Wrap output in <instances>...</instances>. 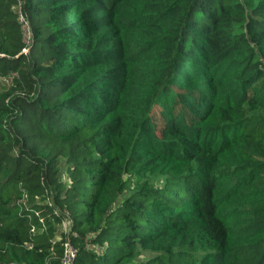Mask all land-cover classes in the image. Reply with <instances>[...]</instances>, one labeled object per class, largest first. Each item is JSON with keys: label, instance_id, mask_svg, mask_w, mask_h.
Here are the masks:
<instances>
[{"label": "trees", "instance_id": "1", "mask_svg": "<svg viewBox=\"0 0 264 264\" xmlns=\"http://www.w3.org/2000/svg\"><path fill=\"white\" fill-rule=\"evenodd\" d=\"M11 73L0 264H264V0H0Z\"/></svg>", "mask_w": 264, "mask_h": 264}, {"label": "built area", "instance_id": "2", "mask_svg": "<svg viewBox=\"0 0 264 264\" xmlns=\"http://www.w3.org/2000/svg\"><path fill=\"white\" fill-rule=\"evenodd\" d=\"M18 21L21 24L22 29L26 33L28 37V43L30 42V31H29V25L23 14L19 12V18ZM25 49V48H24ZM15 76V73H11L8 76H0V81H3L5 83L10 82L13 77ZM71 219L69 218L68 214L66 213L64 218H62L60 222V231L59 236L57 237V240L61 241L62 244V253L60 256V263L61 264H75V259L77 256V247L70 239V235L74 232L70 229Z\"/></svg>", "mask_w": 264, "mask_h": 264}, {"label": "rangeland", "instance_id": "3", "mask_svg": "<svg viewBox=\"0 0 264 264\" xmlns=\"http://www.w3.org/2000/svg\"><path fill=\"white\" fill-rule=\"evenodd\" d=\"M12 9H14L15 12H16V10H17V12L19 11V9H17V6L12 7ZM20 12H21V10H20ZM14 18H15V21H16V25H14V27H16L17 29H20V36H21L22 42L28 44L29 40H28V37H27L26 33L24 32V30L20 26L19 22L16 20V16L15 15H14ZM13 42H15V39H14ZM23 51H27V47L26 46H25V49ZM59 231H60V229L58 230V232Z\"/></svg>", "mask_w": 264, "mask_h": 264}]
</instances>
